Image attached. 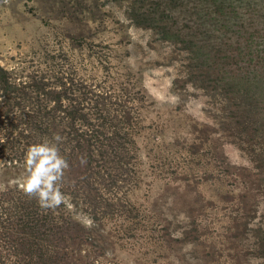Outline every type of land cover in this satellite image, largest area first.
<instances>
[{"label": "rangeland", "instance_id": "1", "mask_svg": "<svg viewBox=\"0 0 264 264\" xmlns=\"http://www.w3.org/2000/svg\"><path fill=\"white\" fill-rule=\"evenodd\" d=\"M0 264H264V0H0Z\"/></svg>", "mask_w": 264, "mask_h": 264}, {"label": "clouds", "instance_id": "2", "mask_svg": "<svg viewBox=\"0 0 264 264\" xmlns=\"http://www.w3.org/2000/svg\"><path fill=\"white\" fill-rule=\"evenodd\" d=\"M56 143H34L27 148L24 158L25 173L21 188L25 194L36 198L42 208L55 209L64 202L61 181L68 163L60 155L57 144L62 137L54 135ZM86 161L81 160V163Z\"/></svg>", "mask_w": 264, "mask_h": 264}]
</instances>
